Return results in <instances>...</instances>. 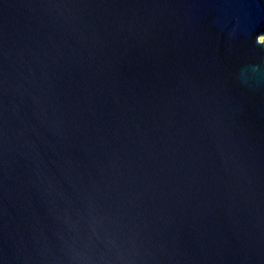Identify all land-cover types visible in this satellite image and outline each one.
I'll return each mask as SVG.
<instances>
[{
  "label": "water",
  "instance_id": "obj_1",
  "mask_svg": "<svg viewBox=\"0 0 264 264\" xmlns=\"http://www.w3.org/2000/svg\"><path fill=\"white\" fill-rule=\"evenodd\" d=\"M264 0H0V264H264Z\"/></svg>",
  "mask_w": 264,
  "mask_h": 264
},
{
  "label": "built area",
  "instance_id": "obj_2",
  "mask_svg": "<svg viewBox=\"0 0 264 264\" xmlns=\"http://www.w3.org/2000/svg\"><path fill=\"white\" fill-rule=\"evenodd\" d=\"M260 40L264 42V36H263V37H261V39H260Z\"/></svg>",
  "mask_w": 264,
  "mask_h": 264
}]
</instances>
